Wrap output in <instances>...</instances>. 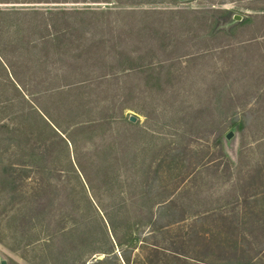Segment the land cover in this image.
I'll use <instances>...</instances> for the list:
<instances>
[{
    "label": "rangeland",
    "instance_id": "374dc122",
    "mask_svg": "<svg viewBox=\"0 0 264 264\" xmlns=\"http://www.w3.org/2000/svg\"><path fill=\"white\" fill-rule=\"evenodd\" d=\"M13 1L0 11L70 14L0 15V264H93L111 252L97 206L123 236L165 205L187 264H264L263 14L239 27L208 9L240 23L249 0Z\"/></svg>",
    "mask_w": 264,
    "mask_h": 264
},
{
    "label": "trees",
    "instance_id": "16d2710c",
    "mask_svg": "<svg viewBox=\"0 0 264 264\" xmlns=\"http://www.w3.org/2000/svg\"><path fill=\"white\" fill-rule=\"evenodd\" d=\"M129 3L132 4L133 2H137L138 0H127ZM168 1V2H167ZM241 1V0H239ZM244 1V0H243ZM16 1L13 0H1L0 3L2 4H14ZM123 2V3H122ZM143 2V3H142ZM167 4L170 5H175V7H178L181 4H188L191 2V0H144L141 1L142 4L145 5H156V4ZM249 5H246L245 10L251 13H254L255 15L253 16L252 14H248L246 16V19L242 20L240 23L236 22V20H232V17L235 15L234 11L230 10H217L210 8L208 9V12L213 13V14H221L224 15L226 18V23L225 25H237L239 27H246V25L253 23V21L258 17V14H263L264 16V0H249ZM36 2L33 0H29L24 3H17V4H35ZM90 3H101V4H107V5H123L124 0H91ZM127 4V3H126ZM258 5L261 6L258 7ZM115 9H107L106 13H112ZM76 13H81L80 11H75ZM177 12L179 13H199V11L196 10H181L177 9ZM96 13L92 9H89L86 11V14H94ZM125 13L128 14H134L135 11L131 10H126ZM9 15V17H19V16H39V17H46L47 15H68L70 14L69 11L67 10H61V13L56 12L52 9H49L47 11H41L38 9H13L11 11L5 12V11H0V15ZM83 14H85L83 12ZM257 14V15H256ZM46 116V115H45ZM45 121V120H44ZM46 125L48 128L51 129V131L56 134L61 140V132L58 125L52 121L51 117H48L47 115V122ZM60 134V135H59ZM64 143H66L67 146V151L69 152L70 148L69 146H72L73 150L74 148L76 149L75 142L70 139L65 137V139H62ZM73 164V163H72ZM77 167L74 168V172L76 174H83L82 168L78 163H76ZM85 186V185H84ZM90 202V206L94 208L93 204ZM171 206L165 205V208L163 211L159 212V214L153 216L150 221V230L147 233H143L142 230L144 225H139L138 228L134 231L129 228L127 232L123 235H119V231L123 228L124 229V224L125 223V218L123 217H110L108 215H105L102 211H99V207L97 206L96 209V219L98 220L97 223V228L101 230L102 234L106 237L109 246L111 248V252H96L93 253V256H96L98 254H102L106 258H111L113 257L116 262L119 264H134L132 263L131 260V254L134 253L135 251H140L142 250L143 253H145L143 259L145 264H187L188 257L186 255V241L183 238L178 239V237L175 240L172 241H166L164 237L168 235L169 237L173 235L174 231L172 230L173 227L176 225L179 226L183 221H178L175 217L173 216H168L166 217L164 215L165 211L168 209H171ZM167 209V210H166ZM95 210V208H94ZM101 214H99V212ZM166 218H169L170 223L169 225H162L159 226ZM120 221L122 222L120 227ZM119 222V224L117 223ZM141 224V223H140ZM153 228V229H152ZM88 232H86L87 234ZM68 234H64L66 236ZM161 235L163 236V241L160 242L158 241V236ZM115 248L121 250V257H117L114 255ZM96 262L93 264H104L105 259H97L95 258Z\"/></svg>",
    "mask_w": 264,
    "mask_h": 264
},
{
    "label": "water",
    "instance_id": "95a60500",
    "mask_svg": "<svg viewBox=\"0 0 264 264\" xmlns=\"http://www.w3.org/2000/svg\"><path fill=\"white\" fill-rule=\"evenodd\" d=\"M237 19V18H236ZM237 20H239V19H237ZM133 122H134V120H133Z\"/></svg>",
    "mask_w": 264,
    "mask_h": 264
}]
</instances>
